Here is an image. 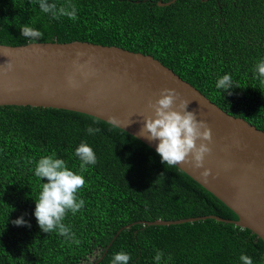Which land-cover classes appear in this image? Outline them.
I'll use <instances>...</instances> for the list:
<instances>
[{
	"label": "trees",
	"instance_id": "obj_1",
	"mask_svg": "<svg viewBox=\"0 0 264 264\" xmlns=\"http://www.w3.org/2000/svg\"><path fill=\"white\" fill-rule=\"evenodd\" d=\"M169 1L71 0L78 16L73 21L43 13L37 0H0V44L82 41L151 55L224 111L264 132V85L253 71L264 59V0L158 4ZM48 3L59 8L67 0ZM25 24L43 38L21 36ZM225 74L232 77L228 91L216 88ZM89 125L100 131L89 135ZM81 142L98 162L83 173L86 184L78 196L85 206L63 220L81 241L77 245L39 227L35 200L48 180L37 178L34 169L54 152L79 173L75 150ZM210 215L238 220L212 193L177 166L161 163L154 149L124 130L68 110L0 106V264H111L121 251L130 254L129 264H156L157 249L164 253L161 264H242V254L264 264L263 240L232 223H139ZM21 217L24 225L12 223Z\"/></svg>",
	"mask_w": 264,
	"mask_h": 264
},
{
	"label": "water",
	"instance_id": "obj_2",
	"mask_svg": "<svg viewBox=\"0 0 264 264\" xmlns=\"http://www.w3.org/2000/svg\"><path fill=\"white\" fill-rule=\"evenodd\" d=\"M176 1L158 4L163 7ZM9 61L13 70H0V106L68 110L109 124L115 116L123 122L118 128L155 151L159 141H148L139 131L144 119L154 115L149 102L158 100L162 89H175L190 101L187 110L212 130L208 145L212 151L204 166L193 169L181 163L177 167L224 203L238 220L210 215L139 223L170 226L215 219L249 229L264 242V132L256 126L227 113L173 70L140 52L82 41L0 44V69Z\"/></svg>",
	"mask_w": 264,
	"mask_h": 264
},
{
	"label": "clouds",
	"instance_id": "obj_3",
	"mask_svg": "<svg viewBox=\"0 0 264 264\" xmlns=\"http://www.w3.org/2000/svg\"><path fill=\"white\" fill-rule=\"evenodd\" d=\"M40 10L50 14L54 19L66 16L75 21L78 19L76 5L67 0L66 4L57 7L56 3H48V0H37ZM21 36L32 39H42L43 33L34 27L25 24L21 27ZM14 68L11 61L2 67V71L10 72ZM255 78L264 85V59L259 60L253 68ZM233 87L232 77L225 74L217 79L216 88L228 91ZM229 94H231L229 92ZM160 98L155 102L150 101L148 107L153 110L154 115L144 119V125L139 131V136L148 141H159L156 152L161 157V163L168 167H176L184 163L193 169L204 166L206 155L211 154L208 146L212 142V130L204 120H198L195 112L188 111L189 100L181 97L175 89L164 88L160 92ZM179 101V103H177ZM113 127L121 126L123 122L115 116L109 118ZM99 128L89 125L86 132L94 135ZM197 141H200L198 144ZM75 156L79 158V173L70 170L63 159L51 155L41 157L35 164L34 174L41 181L47 178V183H41L38 198L35 200L34 215L38 225L45 233L57 232L77 245L81 241L76 238L75 233L63 223L66 215L80 212L85 206V201L79 198L78 192L85 184L83 173L88 170V165H95L97 156L94 150L87 144L81 142L75 150ZM205 177L208 171L203 173ZM17 226L26 222L23 217L12 222ZM30 226V225H29ZM164 257L163 251H155L154 260L161 264ZM131 257L126 252L114 253L111 264H129ZM242 264H253L248 255L240 256Z\"/></svg>",
	"mask_w": 264,
	"mask_h": 264
},
{
	"label": "rangeland",
	"instance_id": "obj_4",
	"mask_svg": "<svg viewBox=\"0 0 264 264\" xmlns=\"http://www.w3.org/2000/svg\"><path fill=\"white\" fill-rule=\"evenodd\" d=\"M96 258V256H94L91 260H94Z\"/></svg>",
	"mask_w": 264,
	"mask_h": 264
}]
</instances>
